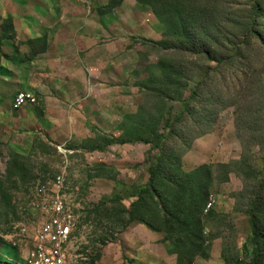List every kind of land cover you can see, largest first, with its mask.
Returning <instances> with one entry per match:
<instances>
[{
	"label": "rangeland",
	"instance_id": "1",
	"mask_svg": "<svg viewBox=\"0 0 264 264\" xmlns=\"http://www.w3.org/2000/svg\"><path fill=\"white\" fill-rule=\"evenodd\" d=\"M56 177L70 264H264V0H0V264Z\"/></svg>",
	"mask_w": 264,
	"mask_h": 264
},
{
	"label": "built area",
	"instance_id": "2",
	"mask_svg": "<svg viewBox=\"0 0 264 264\" xmlns=\"http://www.w3.org/2000/svg\"><path fill=\"white\" fill-rule=\"evenodd\" d=\"M32 103L34 98L31 95L19 93L14 98L12 110L19 111ZM63 191L61 177H56L51 188L47 185L41 187V193H47V198L42 206L41 222L33 246L22 264H70L69 245L73 239L75 222L65 205Z\"/></svg>",
	"mask_w": 264,
	"mask_h": 264
},
{
	"label": "trees",
	"instance_id": "3",
	"mask_svg": "<svg viewBox=\"0 0 264 264\" xmlns=\"http://www.w3.org/2000/svg\"><path fill=\"white\" fill-rule=\"evenodd\" d=\"M146 192H147L146 190L141 191L137 196V200L130 205L128 222H132L136 220V218L134 217L136 205L141 200L142 196L146 194ZM84 223L85 222L83 221L79 223L78 225L80 226V225H83ZM249 223H250V229H251L249 240H248V243H245L243 246L245 259L238 260L237 262H235V264H243V263L257 264L258 258L260 257V250L258 247L259 237H258L257 230H256V227H255V224L252 218H249ZM99 257H100V254H97L92 262L98 260ZM123 259L128 260L125 256H123ZM129 261H132V260H129Z\"/></svg>",
	"mask_w": 264,
	"mask_h": 264
}]
</instances>
